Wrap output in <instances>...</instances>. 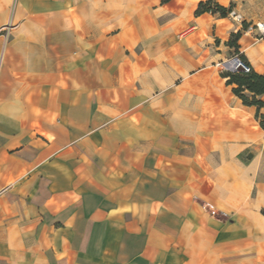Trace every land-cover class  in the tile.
I'll return each mask as SVG.
<instances>
[{
  "label": "crops",
  "instance_id": "1",
  "mask_svg": "<svg viewBox=\"0 0 264 264\" xmlns=\"http://www.w3.org/2000/svg\"><path fill=\"white\" fill-rule=\"evenodd\" d=\"M203 2L0 0V264H264V92L229 81L264 36Z\"/></svg>",
  "mask_w": 264,
  "mask_h": 264
},
{
  "label": "trees",
  "instance_id": "2",
  "mask_svg": "<svg viewBox=\"0 0 264 264\" xmlns=\"http://www.w3.org/2000/svg\"><path fill=\"white\" fill-rule=\"evenodd\" d=\"M162 1L166 2L168 0H162ZM198 11L218 12L219 15L225 16L226 8L215 4L213 0H205V2L200 3ZM229 81H236L238 83V87L235 88V91L240 95L244 103L246 104L261 103L260 100H255V99L249 100V98L244 94H242L240 91L243 89V87H245L246 89L252 91L255 94L263 93L264 75L252 71L251 68L248 72L243 71L241 68H237L236 70H230Z\"/></svg>",
  "mask_w": 264,
  "mask_h": 264
},
{
  "label": "built area",
  "instance_id": "3",
  "mask_svg": "<svg viewBox=\"0 0 264 264\" xmlns=\"http://www.w3.org/2000/svg\"><path fill=\"white\" fill-rule=\"evenodd\" d=\"M225 16L230 18L237 25H239L243 33L249 34L255 38H262L264 36L263 22H247L244 16L240 12H238L233 6H229L228 8H226ZM191 29L192 27L188 28L187 30H185L184 33L189 32ZM231 59L232 65L229 67L230 70H236L237 68H241L245 72H248L250 70L251 67L249 63L244 58H242L239 53L234 54ZM203 205L212 215H226L224 212L217 211L209 203H204Z\"/></svg>",
  "mask_w": 264,
  "mask_h": 264
},
{
  "label": "rangeland",
  "instance_id": "4",
  "mask_svg": "<svg viewBox=\"0 0 264 264\" xmlns=\"http://www.w3.org/2000/svg\"><path fill=\"white\" fill-rule=\"evenodd\" d=\"M9 26H11V24H6L5 26H2L1 28L4 27L3 29L0 28V31H3L4 30L6 32V34H5L6 36H7V27H9Z\"/></svg>",
  "mask_w": 264,
  "mask_h": 264
}]
</instances>
